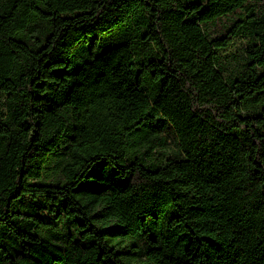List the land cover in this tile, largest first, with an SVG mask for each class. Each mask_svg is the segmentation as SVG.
Wrapping results in <instances>:
<instances>
[{
  "label": "trees",
  "instance_id": "16d2710c",
  "mask_svg": "<svg viewBox=\"0 0 264 264\" xmlns=\"http://www.w3.org/2000/svg\"><path fill=\"white\" fill-rule=\"evenodd\" d=\"M0 264H264V0H0Z\"/></svg>",
  "mask_w": 264,
  "mask_h": 264
}]
</instances>
